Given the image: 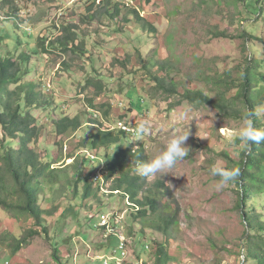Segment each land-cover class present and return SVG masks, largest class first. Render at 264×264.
I'll return each mask as SVG.
<instances>
[{
  "label": "rangeland",
  "instance_id": "1",
  "mask_svg": "<svg viewBox=\"0 0 264 264\" xmlns=\"http://www.w3.org/2000/svg\"><path fill=\"white\" fill-rule=\"evenodd\" d=\"M5 3L0 0V52L11 53L17 59L29 53L32 59L24 66L31 74L26 81L34 82L46 98L52 97L62 105L57 113L48 109L32 111L42 132L31 148L44 158L51 157L48 159L57 169L55 175L47 176L38 202L50 212L44 216L47 232L37 227L33 219L16 220L1 209L0 264H104V257L111 256L118 246V237L114 236L118 234L128 245L124 264H157V243L166 245L170 256L167 264H239L238 245L246 230L237 208L240 189L233 181L218 187L220 178L211 175V168L216 165L232 169L220 154L235 162L241 160L244 143L239 140V130L245 121L228 119L213 107L199 104L183 103L172 109L179 102L178 97L167 98L158 93L141 57L153 61L150 70L154 75L174 79L180 93L200 90L216 97L219 88L214 76L226 74L230 80L239 79L248 57L264 61V13L256 17L250 11L247 13L248 3L236 5L229 0ZM118 8L121 14L113 19L111 14ZM134 11L146 22L139 21ZM148 23L157 30L144 29ZM251 24H258L259 30L251 31ZM247 31L256 34L251 42L243 37ZM223 33L227 37H220ZM72 38L77 39L75 43ZM38 40L46 41L49 53L41 48L40 53L32 54ZM62 40L70 41L68 48L75 44L79 49L66 51ZM117 59L129 60L128 68L115 65ZM155 60L163 62L166 70L154 65ZM90 77L104 79V90L88 87ZM256 86L264 87V79ZM92 104L100 111L96 112L97 119L90 115ZM263 112L262 108L260 113ZM63 115L80 116L83 128L60 136L55 121ZM119 120L135 130L141 123L147 127L148 132L140 140L130 135L128 138L133 148L144 147L149 160L165 148L170 137L188 135L187 157L161 178L157 175L140 181L143 189L138 199L143 200L148 194L157 196V214L150 215L149 211L147 217H137L140 207L129 197L112 191L115 177L105 180L100 190L96 184L98 194L88 199H82V184L75 188L79 171L78 166L67 168L75 162L70 154L82 160L81 144L98 127L112 128ZM110 152L114 156L117 149ZM129 164L133 162L129 160ZM104 166L103 162L101 167ZM157 182L164 184L162 188L155 186ZM257 199L259 212L264 213V197ZM103 215L109 220L112 215L109 228L101 227ZM158 217L172 218L176 224L166 233L157 231L153 219ZM29 229L36 230L38 235L16 257H11L2 237L7 233L22 236ZM56 249L61 263L54 258Z\"/></svg>",
  "mask_w": 264,
  "mask_h": 264
},
{
  "label": "trees",
  "instance_id": "2",
  "mask_svg": "<svg viewBox=\"0 0 264 264\" xmlns=\"http://www.w3.org/2000/svg\"><path fill=\"white\" fill-rule=\"evenodd\" d=\"M5 1L3 0L4 3ZM151 1L153 0H147L149 3ZM229 3L236 5L242 3L247 5L248 3L247 13L250 14V11L256 17L264 13V0H229ZM15 12H17L16 9ZM133 13L139 21L146 22L137 11ZM120 14L121 10L118 8L111 16L115 19ZM247 21L249 22L251 19H247ZM15 22L18 24V20H15ZM147 27L153 32L157 30L156 26L151 23L146 24L144 29ZM258 30V24H251V31L256 32ZM255 35L247 31L243 37L251 42L252 39H255ZM220 37H227V35L223 33ZM76 40L72 38L71 41L75 43ZM69 42L65 43L64 40L60 42L66 51L75 52L79 49L75 44L72 48H68ZM41 48L44 53L50 52L46 46V41L38 40L32 54L40 53ZM31 59L29 53L21 55L17 59L11 53L3 55L0 52V210L7 211L10 217L16 220L21 217L33 219L37 227H41L42 231L47 232L44 216L50 212L41 208L38 202L40 195L44 192V182L47 176L49 174L55 175L57 169L53 168V162L49 160L51 157L44 158L42 154L31 148L32 143L40 137L42 132L38 125L39 120L32 111L34 109H48L57 113L62 103L56 104L52 97L46 98L37 90L38 87L34 82L26 81V77L31 72L28 68L26 70L24 65L29 63ZM129 62V60L117 59L115 65L127 69ZM141 62L144 68L149 69L152 75L151 78L155 81L153 82L155 83L154 87L158 90V93H163L167 98L178 97L177 101L179 102L171 106L172 109L183 103L211 106L226 118L239 121H245L246 114L253 111L256 113L252 118L254 127L258 131H264V112L260 113L262 108L264 111V87L258 88L256 86L257 82L264 79V72L261 70L264 69V61L256 60L255 56L248 57V65L244 71L240 72L241 77L239 79L233 77L230 80L226 74L214 76L212 79L219 88L216 97L200 90H188L182 94L179 92L178 84L174 79L169 80L168 77L154 75L153 71L150 70L152 60L147 61L141 57ZM154 65L162 71L166 70L165 64L161 61L155 60ZM103 81L104 79L99 80L90 77L87 85L88 87L91 85L96 86L103 91ZM13 85H15V88H13ZM234 90L236 93L233 95ZM134 93H137L136 90ZM131 104L134 106L133 103ZM92 107L93 111L90 112V115L95 119L99 118L98 113L96 114V112H100L96 110L97 106L92 104ZM103 107H106V104ZM106 115L107 117L110 116V110L106 112ZM120 122L124 121H117L112 128L98 127L99 130L80 146V149L84 150L82 152L83 156H81L82 160H79L75 154H70L69 157L75 158V162L68 165L67 168L78 166L77 170L79 171L78 177L74 180L75 188L81 184L83 185L82 199H88L92 195L96 196L98 190L95 189L96 182L94 178L97 170L104 162L105 179L110 180L115 177L112 191L120 192L125 195V198L129 197L136 207H140L141 210L137 217H147L149 211L150 215L152 213L157 214L159 209L157 196L148 194L143 200L138 199L140 191L143 189L140 182L143 177L136 172L137 165L140 161H147L149 158L143 146L133 148V143H131L128 135L135 136V133L120 129ZM88 123H91V121ZM83 125L80 116L72 118L63 115L55 121L56 130L60 136L74 134L83 128ZM243 147L242 158L238 162L232 160L228 155L220 154L219 157L229 161L233 170H239V176L233 182L240 189L237 192V208L246 224V230L238 245L239 264H249L250 262L264 264V213L259 212L257 199L260 196L264 197V142L252 144L250 151L247 145L244 144ZM113 148L117 149L114 156L110 152ZM87 151L96 152L98 159L93 161ZM129 160L133 164H129ZM86 170L88 171L85 172ZM134 172L135 174H132ZM163 185L162 182L155 184L158 188H162ZM98 188L100 190L101 186ZM76 194L75 191V197H77ZM153 221L155 222L154 228L163 233H166L170 226L176 224V220L172 218L158 217L154 218ZM95 227L99 228L97 224ZM38 233L36 230L29 229L22 236L7 233L2 239L4 240L3 243L5 242L9 248L11 257H16L23 248L30 245L32 239ZM113 235L110 234L111 237ZM117 239L120 243L119 237ZM156 246L157 264H167L170 256L166 251V245L157 243ZM143 249L146 251L148 246H144ZM58 251L59 249H56L54 258L56 262L61 263L62 260L57 255ZM114 251L110 254L114 255Z\"/></svg>",
  "mask_w": 264,
  "mask_h": 264
},
{
  "label": "clouds",
  "instance_id": "3",
  "mask_svg": "<svg viewBox=\"0 0 264 264\" xmlns=\"http://www.w3.org/2000/svg\"><path fill=\"white\" fill-rule=\"evenodd\" d=\"M256 115L255 112L249 111L246 114L244 126L239 130V140L248 146L251 150L252 144H260L264 142V131H258L252 122V118ZM148 132L147 127L141 123L135 132V139L140 140L144 134ZM188 135H175L169 138L165 148L155 157L147 161H140L137 165V172L142 177L161 178L169 173V170L174 168L178 161L183 160L189 154L188 147L185 146V141ZM211 175L219 177V186L233 181L239 176L238 169H226L213 165Z\"/></svg>",
  "mask_w": 264,
  "mask_h": 264
},
{
  "label": "built area",
  "instance_id": "4",
  "mask_svg": "<svg viewBox=\"0 0 264 264\" xmlns=\"http://www.w3.org/2000/svg\"><path fill=\"white\" fill-rule=\"evenodd\" d=\"M119 128L123 129L124 131H127L129 133H135L136 132L135 129L131 128V126H129L128 124H126L124 122H120L119 123ZM87 154L89 155V157L93 161H96L98 159V156L95 155L94 153H91L90 151H87ZM99 169L100 170L96 173L94 180H95L96 184H98L100 186L101 185L104 186L105 185V180H106L105 179V174H104L105 170L102 167H100ZM109 217H110V220H111L112 215H110ZM110 220L105 215H103L101 217V223H100L102 225L101 227L109 228V226H111V221ZM116 236L119 237L120 243H119L117 249L114 251L115 252L114 255H111L108 258L104 257V259H103L104 264H111V263L124 264V262L127 259V255H128L127 242H126L125 238L122 235L118 234Z\"/></svg>",
  "mask_w": 264,
  "mask_h": 264
}]
</instances>
